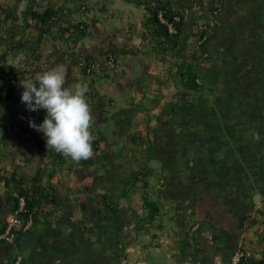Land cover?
<instances>
[{
    "label": "crops",
    "instance_id": "1",
    "mask_svg": "<svg viewBox=\"0 0 264 264\" xmlns=\"http://www.w3.org/2000/svg\"><path fill=\"white\" fill-rule=\"evenodd\" d=\"M15 1L13 8L0 2V54L18 67L13 94L0 95V198L4 178L16 171L57 186L64 206L15 242L0 243V264L18 256L22 264H231L245 245L260 256L264 227L255 243L249 220L264 206V0H225L220 8L215 0H191L190 9L175 0L184 24L165 60L145 28L146 8L135 2L65 0L63 27L70 29L57 28L54 39L46 35L34 54L40 36L31 12L51 0ZM78 23L88 29L80 40L71 27ZM207 24L208 38L199 48ZM21 41L24 48L11 54ZM87 54L116 57L115 66L94 75L97 99L89 104L91 118L106 133L99 153L107 158L85 171L56 169L39 151L43 134L29 126L46 113L26 110L20 81L57 69L71 88ZM180 67L196 73L198 89L183 85ZM146 122L153 127L150 192L160 208L152 223L143 202L142 210L135 209L125 193L133 169L148 158L142 145L131 142ZM63 174L71 190L59 184ZM76 196L84 197L86 211L71 212L68 199ZM104 196L117 207L109 217L100 212Z\"/></svg>",
    "mask_w": 264,
    "mask_h": 264
},
{
    "label": "trees",
    "instance_id": "2",
    "mask_svg": "<svg viewBox=\"0 0 264 264\" xmlns=\"http://www.w3.org/2000/svg\"><path fill=\"white\" fill-rule=\"evenodd\" d=\"M20 1V0H18ZM129 2H135L139 5H142L146 8L148 12V17L145 21V28L148 34L155 40L153 43L154 51L157 52L160 57L165 60L167 55H171L176 47L179 44L180 35L183 30L184 24V14L181 9H178L174 4L175 0H127ZM179 3L183 5V8H191L192 1L191 0H177ZM216 6L215 8H220L225 0H215ZM163 13L165 19L172 23L177 30V33L171 34L169 32V28L166 24L162 23L159 14ZM64 10L63 4L59 6V8L52 7L50 5L42 8L41 10H32L31 17L35 22V28L38 31L39 39L34 42L35 46L40 45L41 39L44 35H48L49 37L54 39V30L58 28V31L67 32L70 27H63L64 25ZM82 23H78L72 25L74 27V31L76 34V39L80 40L87 35V28L85 25L82 27ZM209 25H204L201 31V40L206 37L208 38L209 34ZM41 38V39H40ZM200 43V46H203L206 42ZM25 42H19L14 47L11 48V54L17 55L18 50H21L25 46ZM32 44L31 46L34 47ZM36 49L33 51L35 54ZM199 53L204 54L203 51L198 50ZM171 53V54H170ZM201 54L196 53V59L200 57ZM108 55V54H107ZM9 54H0V91L7 85H9L8 95L10 97L13 94L15 89V85L10 84V77L17 75L18 67L9 63L8 61ZM39 55H37L38 59ZM208 57V56H207ZM96 61L105 62V58L96 60V56L92 54H87L83 56L80 61V74L76 78H72L76 83H81L80 79L83 77L88 80V92L86 94L88 103L90 105L92 101L97 99V92L94 87V75L96 72L89 74L87 72V68L89 65ZM108 68V66H104L103 69ZM179 76L182 80V83L185 87L198 89V78L196 73L192 71L191 68H179ZM73 81L70 84H73ZM6 97V98H7ZM97 120L92 119L90 126V135L92 137L91 146H92V155L87 159H81L80 161H72L69 157H66L62 153H58L52 148H48L46 142L40 140L39 142V151L41 155L47 158V161L51 166L56 169L65 170L71 167H76L78 170L85 171L86 169L97 166L99 163H103L107 158L101 155L100 146L105 143L107 136L104 130L98 128ZM153 135V127L146 122L142 131L140 133H135L131 137V142L134 145H142L145 149V152L148 154V158L145 159L142 166L138 169H133L131 175L129 176V183L126 188L125 193H129L128 186L136 187L140 186L143 197L142 202L143 206L147 212L146 220L149 223L155 220V218L160 213V208L158 204L152 199L150 192V183L149 178L155 174V169L151 166V157L150 154L152 152V137ZM54 174H49V180L52 179ZM67 175L63 174L59 179V184L64 189H69L70 185L67 183V180H64ZM63 179V180H62ZM43 177L41 175H36L34 179L35 188L32 189V173L24 174V176L20 175L18 172H14L12 176L4 178V185L6 189L5 198H0V223L3 224V228H0V232H3L6 228V219L5 215L8 213L7 206H11L10 214H12L19 207V197L23 196L26 199V209L27 213L22 214V216H28L31 214L35 218L34 224L36 221L41 219H50L56 215V213L64 206L63 197L58 194L57 186L54 184H41ZM69 185V186H68ZM66 187V188H65ZM71 190V189H69ZM67 194H70L69 192ZM68 197V196H67ZM101 202V214L102 217H109L114 214L117 210V207L112 202L110 196H104L100 199ZM68 204L71 212L74 207H81L83 211H86L85 199L83 196H76L74 201L69 197ZM12 212V213H11ZM8 216V215H7ZM5 223V224H4ZM258 223H261L264 227V206L259 208L256 212L254 219L249 220L250 227L255 226ZM27 232V231H26ZM264 232V231H263ZM25 233V232H23ZM22 232L19 235L23 234ZM18 235V236H19ZM0 243H7L4 241H0ZM253 247L251 245H245L244 248L240 250L243 251L244 256L242 257L239 264H264V250H261V255L258 256L255 253L251 252ZM16 260V259H15ZM14 260V261H15ZM14 264V262H13Z\"/></svg>",
    "mask_w": 264,
    "mask_h": 264
},
{
    "label": "clouds",
    "instance_id": "3",
    "mask_svg": "<svg viewBox=\"0 0 264 264\" xmlns=\"http://www.w3.org/2000/svg\"><path fill=\"white\" fill-rule=\"evenodd\" d=\"M20 87L23 89L21 103L25 104L26 110L38 112L43 109L46 113L40 124L33 119L29 126L43 134L48 148L77 162L92 155V118L86 83H77L74 89H70L66 86L64 73L52 69L23 78ZM2 114L3 108L0 107Z\"/></svg>",
    "mask_w": 264,
    "mask_h": 264
},
{
    "label": "built area",
    "instance_id": "4",
    "mask_svg": "<svg viewBox=\"0 0 264 264\" xmlns=\"http://www.w3.org/2000/svg\"><path fill=\"white\" fill-rule=\"evenodd\" d=\"M64 0H51L50 6L59 8V6L63 3ZM159 17L162 21V23L166 24L169 28V32L171 34L177 33L176 28L174 25L170 22H168L165 17L163 16V13L161 12L159 14ZM46 40V36H44L41 39L40 45L36 49V53H40L41 47L44 45ZM206 40V37L203 38V40L200 41V43H203ZM208 54H205V57H207ZM116 64V57L113 54H108L105 58V62L102 61H96L88 66L87 72L89 74H92L93 72L100 73L103 70L104 66L113 67ZM10 84L16 85L17 84V75L10 77ZM9 85L5 86L1 91L0 95L3 98H6L8 95ZM26 199L25 197L21 196L19 197V207L10 215L7 216L6 221V228L3 232H0V241H4L7 243H13L18 238L19 233H23L26 231H29L35 224V218L29 214L28 216H22V214H26ZM244 256L243 251L237 250L232 258L231 262L232 264H239L242 257ZM23 258L22 256H18L16 260L14 261V264H22Z\"/></svg>",
    "mask_w": 264,
    "mask_h": 264
},
{
    "label": "rangeland",
    "instance_id": "5",
    "mask_svg": "<svg viewBox=\"0 0 264 264\" xmlns=\"http://www.w3.org/2000/svg\"><path fill=\"white\" fill-rule=\"evenodd\" d=\"M5 1L7 0H0L1 3H5ZM8 5L7 6H11L12 8L15 6L16 1L15 0H8ZM80 66H76L75 71L79 68ZM80 70V69H79ZM77 83L75 81H73V84H71V88L70 89H74V86ZM26 131V130H25ZM32 145V144H31ZM30 145V146H31ZM124 162V161H123ZM155 178V177H154ZM152 181V178H151ZM153 183V181H152ZM129 189V196H127V202L131 203L132 207L138 210H142V205H141V201H142V197H143V192L140 188L139 185H137L136 187L133 186H128ZM150 190V189H149ZM262 227V224L260 223V225H255L252 227L250 234L252 239L254 240L255 243H257L260 240V236L258 235V231H259V227ZM258 229V230H257ZM262 239H264V235L262 233ZM264 244V241H263Z\"/></svg>",
    "mask_w": 264,
    "mask_h": 264
},
{
    "label": "water",
    "instance_id": "6",
    "mask_svg": "<svg viewBox=\"0 0 264 264\" xmlns=\"http://www.w3.org/2000/svg\"><path fill=\"white\" fill-rule=\"evenodd\" d=\"M35 181H34V177H32V189L34 190V188H35V183H34Z\"/></svg>",
    "mask_w": 264,
    "mask_h": 264
},
{
    "label": "flooded vegetation",
    "instance_id": "7",
    "mask_svg": "<svg viewBox=\"0 0 264 264\" xmlns=\"http://www.w3.org/2000/svg\"><path fill=\"white\" fill-rule=\"evenodd\" d=\"M232 264V263H231Z\"/></svg>",
    "mask_w": 264,
    "mask_h": 264
}]
</instances>
